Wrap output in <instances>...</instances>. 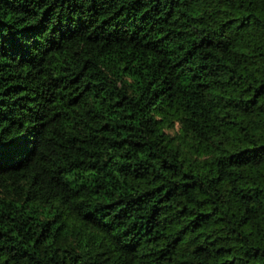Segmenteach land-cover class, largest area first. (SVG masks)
I'll return each mask as SVG.
<instances>
[{
    "label": "trees",
    "instance_id": "trees-1",
    "mask_svg": "<svg viewBox=\"0 0 264 264\" xmlns=\"http://www.w3.org/2000/svg\"><path fill=\"white\" fill-rule=\"evenodd\" d=\"M0 264H264V0H0Z\"/></svg>",
    "mask_w": 264,
    "mask_h": 264
}]
</instances>
